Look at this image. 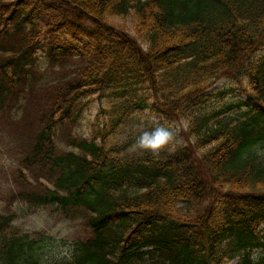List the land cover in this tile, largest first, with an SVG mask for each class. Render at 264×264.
<instances>
[{"label": "trees", "instance_id": "trees-1", "mask_svg": "<svg viewBox=\"0 0 264 264\" xmlns=\"http://www.w3.org/2000/svg\"><path fill=\"white\" fill-rule=\"evenodd\" d=\"M39 52L61 71L35 88ZM224 77L257 104H209ZM25 93L22 164L46 183L20 196L88 235L48 256L0 216V264H264V0H0V104ZM95 102L89 137L59 150ZM175 120L174 152L131 150L158 124L178 141Z\"/></svg>", "mask_w": 264, "mask_h": 264}, {"label": "rangeland", "instance_id": "rangeland-1", "mask_svg": "<svg viewBox=\"0 0 264 264\" xmlns=\"http://www.w3.org/2000/svg\"><path fill=\"white\" fill-rule=\"evenodd\" d=\"M114 22L122 24L123 21L114 20ZM126 22V27L132 30V20L128 19ZM38 55L37 75L33 76L35 88L39 87L40 82L57 79L61 71L58 65L50 68L51 66L44 53L39 52ZM65 64L68 66L67 62ZM209 88L207 91L208 95L211 96L208 99L209 104L214 102L213 99L218 92H225L223 102L229 105L237 101L242 102L247 98L244 87H239L227 79L219 78ZM29 97L28 93H25L23 97L21 95L19 101L10 107L6 102L0 104L2 106L0 107V216L12 219L11 231L23 235L27 234L31 238L47 240L42 245L48 256H64L68 254L69 248L75 240L85 238L88 235L84 220L80 218L71 219L72 216L67 218L55 211L35 207L33 202H29L27 198L23 199L20 196L21 193H24V195H27V192L28 194L38 193L40 191L38 182L46 183L42 177L36 182L34 176L36 175L38 179L40 172L33 173L32 170L22 164L25 149L20 132L22 127L31 124L30 119L35 110L33 103L29 104ZM37 98L38 102L42 104L43 98L40 95ZM244 109L240 108L239 111ZM26 111H29V116L28 113H25ZM97 111V104H92L88 111H84L77 123L68 126V129L64 128L62 134L57 133L54 138L55 146L61 151L70 150V147L67 146L66 134L76 138H88L90 125L94 121ZM23 114L26 119L21 122ZM232 114H236V109H233ZM139 119L140 123L143 124L147 120L155 122L157 117L145 112L139 115ZM173 128L180 136L178 141L183 142L184 138L181 137V134L185 130L184 124L175 120ZM129 132L130 128H127L125 135ZM125 135L120 136L121 141H124ZM131 146H134L131 150L137 148L136 144ZM28 182H33V185ZM236 261L229 264H235Z\"/></svg>", "mask_w": 264, "mask_h": 264}, {"label": "clouds", "instance_id": "clouds-1", "mask_svg": "<svg viewBox=\"0 0 264 264\" xmlns=\"http://www.w3.org/2000/svg\"><path fill=\"white\" fill-rule=\"evenodd\" d=\"M178 143L176 133L171 127L158 124L150 130L143 131L139 135L136 141V147L156 157L165 151L174 152Z\"/></svg>", "mask_w": 264, "mask_h": 264}]
</instances>
